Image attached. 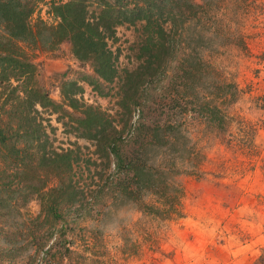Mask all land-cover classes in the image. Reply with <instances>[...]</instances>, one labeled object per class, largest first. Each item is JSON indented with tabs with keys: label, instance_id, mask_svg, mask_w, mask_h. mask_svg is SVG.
<instances>
[{
	"label": "rangeland",
	"instance_id": "rangeland-1",
	"mask_svg": "<svg viewBox=\"0 0 264 264\" xmlns=\"http://www.w3.org/2000/svg\"><path fill=\"white\" fill-rule=\"evenodd\" d=\"M48 1L40 0L31 22H55ZM193 1L202 4L196 14L181 3L184 48L139 87L130 116L119 102L120 82L100 80L105 95L94 90L83 80L93 74L91 66L73 56L67 41L51 51L27 47L49 96L63 101L61 81H74L81 87L78 102L97 107L122 129L125 149L134 151L140 143L132 133L141 117L180 121L189 141L186 148L164 141L149 154L143 150L153 167L155 151L166 156L167 175L156 174L155 183L175 186L156 195L145 188L128 193L113 164L99 159L94 141L73 130V120L36 105L43 149H74L81 157L72 169L73 202L57 196L66 228L61 239L70 251L45 252L60 245L57 234L39 251L43 243L33 230L40 224L32 221L53 220H44L40 200L26 189L1 188L0 264H264V0ZM137 33L122 25L108 41L120 73L138 65ZM39 171L46 173V166ZM35 174L30 171V183L39 186ZM141 199L153 202L157 212L146 210Z\"/></svg>",
	"mask_w": 264,
	"mask_h": 264
},
{
	"label": "trees",
	"instance_id": "trees-1",
	"mask_svg": "<svg viewBox=\"0 0 264 264\" xmlns=\"http://www.w3.org/2000/svg\"><path fill=\"white\" fill-rule=\"evenodd\" d=\"M39 2L0 0V190L13 186L11 192L26 189L30 197L36 196L40 200L44 220H53L32 221L40 224L33 230V233L38 232V238L43 243L38 250H44L50 236L57 234L61 247L50 245L45 252L59 248L52 252L64 254L70 250L61 239L66 236V228L65 223L60 221L63 218L60 210L62 203L57 202V196L62 194L63 202H73L76 195L72 169L74 164L80 163L81 157L74 149L50 152L43 149L40 125L35 123L33 115L36 105L73 120V130L79 136L94 141L99 159H107L108 167L113 164L114 176L125 184L124 190L128 193L145 188L146 193L156 195L164 187L175 186L172 181L155 183L160 178L159 173L167 175L168 168L162 163L166 156L161 158L155 151L153 167L143 156V150L147 153L151 148L157 149L164 141L171 146L183 144L186 148L189 138L180 121L151 122L147 117H141L132 133L134 138L139 137L140 143L134 151L125 149L122 129H117L97 107L79 103L75 94L81 87L76 86L74 81H61L63 101L56 102L49 96L37 80L38 69L27 47L51 51L67 41L73 56L91 66L93 74L85 73L83 80L94 90L105 95L107 93L101 90L100 80L110 83L117 79L120 82L123 95L119 102L130 116L137 108L136 92L139 87L158 69L167 64L170 66L177 52L184 48L182 42L187 33L185 20L182 19L185 10L181 3L186 2L194 14L202 4L193 0H49L48 12L55 22L48 23L42 18L31 22ZM122 25L133 26L138 32V65L120 73L115 67L116 55L108 41L117 38L116 29ZM199 61L204 62L202 59ZM213 108H217L216 105ZM74 111L80 114L76 115ZM41 166L47 168L43 175L39 171ZM151 167L156 171H152ZM30 171L36 173V182L38 179L42 182L39 186L34 181L30 183ZM174 197L176 199V195ZM141 202L146 210L157 212L158 207L153 202L143 199ZM46 223L49 225L46 226Z\"/></svg>",
	"mask_w": 264,
	"mask_h": 264
}]
</instances>
